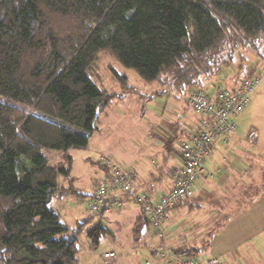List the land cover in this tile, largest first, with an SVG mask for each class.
Segmentation results:
<instances>
[{
    "label": "trees",
    "instance_id": "obj_1",
    "mask_svg": "<svg viewBox=\"0 0 264 264\" xmlns=\"http://www.w3.org/2000/svg\"><path fill=\"white\" fill-rule=\"evenodd\" d=\"M240 49L264 57V0H0V264L78 261L76 236L92 218L71 235L52 203L86 197L73 185L69 151L87 146L97 113L118 97L91 78L100 52L182 93ZM245 61L234 82L248 75ZM110 73L131 91L125 74ZM110 234L96 223L87 237L95 248Z\"/></svg>",
    "mask_w": 264,
    "mask_h": 264
},
{
    "label": "crops",
    "instance_id": "obj_2",
    "mask_svg": "<svg viewBox=\"0 0 264 264\" xmlns=\"http://www.w3.org/2000/svg\"><path fill=\"white\" fill-rule=\"evenodd\" d=\"M206 82L207 79L202 84ZM159 85L152 96L163 98L166 95L169 103H165L167 108L166 111L164 109L163 116L159 119L153 118V125L158 129L153 131L152 135L144 134L141 140L140 146L144 147L147 153H141V149L137 148L135 156H121V161H125L133 169V181L136 186L153 199L172 186L174 176L182 168L179 144L198 128L200 119L194 113H186L183 92L171 90L161 82ZM132 90L122 92L120 88L116 94L121 97ZM170 91L172 96L169 98ZM236 130L226 143L217 141L212 144L213 147L204 157V171L195 184L193 196L167 211L163 222L164 243L174 250L182 247L198 248L197 257L201 259L214 256L225 264H264V139H259L257 134L254 142L247 143L244 139L247 133L240 134ZM172 143L176 145L177 153L174 152ZM53 153L59 155L58 152ZM89 153L88 161L92 159L97 162V156L102 152L91 150ZM103 174L102 171L89 181L87 194L81 186L76 185L75 178H71L74 187L89 196ZM70 197L75 200L81 198L76 195L56 196L52 207L59 208L58 213L72 235L77 224L86 218L75 220L73 224L74 214L78 212H68V216L63 217V211L69 210L70 205L77 209V203L71 202ZM130 200L123 198L122 203H128ZM121 211L125 222L133 220L127 244L119 242L118 245L105 250H125V256L115 264H141L161 241L150 236L152 228L140 206L135 208L129 205ZM96 223L104 226L101 218L96 222L91 219L76 236L80 246L76 264H80L82 256L86 260L83 251L88 255L93 253V258H89L85 263L102 264L100 257L96 255L102 252L98 251L99 243L92 248L87 237ZM111 235L112 232L105 236Z\"/></svg>",
    "mask_w": 264,
    "mask_h": 264
},
{
    "label": "rangeland",
    "instance_id": "obj_3",
    "mask_svg": "<svg viewBox=\"0 0 264 264\" xmlns=\"http://www.w3.org/2000/svg\"><path fill=\"white\" fill-rule=\"evenodd\" d=\"M241 57L246 58L245 67L247 69L253 67L257 74L262 76V79L250 96L248 106L237 117H234L233 121L238 133L245 134L249 130H255L258 138L264 139V57L262 59L256 58L248 49L238 50L234 54L232 63L220 73L222 74L220 83L226 86L232 84L233 75L238 71L237 67ZM111 69L119 74H125L127 82L133 90L121 97L118 95L117 98L111 100L103 110L97 113V121L95 123L97 128L90 133L86 147L71 148L69 151L72 155L70 175L75 178L76 185L81 186V189L86 194L89 192V181L102 172V169L97 165L98 162L92 159H90L91 163L88 161L89 152L95 150L105 153L112 156L120 164L128 166L125 161H121V156H135L137 148L141 149V153L142 151L147 153L144 147L140 146L141 140L144 134L152 135L153 131L158 129V127L153 125L155 122L153 118L159 119L163 116L164 109L166 111L167 108H165V103H169L166 95L163 98L152 96L153 91L160 86L158 81H143L133 72L134 70L123 67L106 52L98 54L89 72L92 80L99 88L110 93H118L120 91L121 86L110 73ZM210 83H212V80ZM184 106L187 114H193V111L186 104ZM172 144L174 152L177 153L175 151L176 145ZM58 156L54 153L49 154L52 163H55ZM87 198L88 196L84 199L75 200V198L70 197L71 202L77 203V209L70 205L69 208L71 210L63 211V217H67L71 212H78L74 214L73 224L87 217H91L93 222L101 218L102 224L111 230L112 235L100 237L97 247L98 251L109 249L111 246L118 245L119 242L127 244L128 233L132 229L133 220L132 222H125L124 214H122L121 210H124L129 205L135 208H138L139 205L130 200V202H124L120 206L106 209L100 214L90 211L86 203ZM82 254L86 256V260L91 259L93 255V253L88 255L85 251ZM86 260L82 256V260L80 259L79 262L80 264H87L85 263Z\"/></svg>",
    "mask_w": 264,
    "mask_h": 264
},
{
    "label": "built area",
    "instance_id": "obj_4",
    "mask_svg": "<svg viewBox=\"0 0 264 264\" xmlns=\"http://www.w3.org/2000/svg\"><path fill=\"white\" fill-rule=\"evenodd\" d=\"M247 72L248 75L236 82L232 79L229 86L221 85L222 74H218L206 83L189 87L182 93L185 104L200 117L198 128L180 142L178 150L182 168L174 176L170 189L155 199L136 186L132 168L120 164L107 154L101 153L97 156V162L104 166L107 172L100 177L88 196V208L91 212L98 213L110 207L120 206L126 197L142 208L152 228L150 236L157 237L161 244L141 261V264H225L214 256L201 259L169 248L164 243L163 222L169 209L193 196L195 184L204 171V157L213 147L212 144L217 141L226 143L229 136L235 133L234 117L248 106L250 96L262 79L253 67H249ZM168 96H172L171 91ZM256 136V131L250 130L244 139L247 143H252ZM53 210L59 212V208ZM125 253L124 249H113L96 255L100 257L102 264H115Z\"/></svg>",
    "mask_w": 264,
    "mask_h": 264
},
{
    "label": "water",
    "instance_id": "obj_5",
    "mask_svg": "<svg viewBox=\"0 0 264 264\" xmlns=\"http://www.w3.org/2000/svg\"><path fill=\"white\" fill-rule=\"evenodd\" d=\"M71 238V237H70Z\"/></svg>",
    "mask_w": 264,
    "mask_h": 264
}]
</instances>
